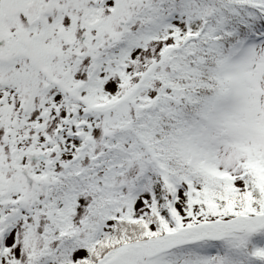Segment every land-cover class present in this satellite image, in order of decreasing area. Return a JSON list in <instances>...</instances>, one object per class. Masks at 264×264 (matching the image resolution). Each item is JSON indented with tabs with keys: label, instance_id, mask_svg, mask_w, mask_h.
Here are the masks:
<instances>
[{
	"label": "snow or ice",
	"instance_id": "obj_1",
	"mask_svg": "<svg viewBox=\"0 0 264 264\" xmlns=\"http://www.w3.org/2000/svg\"><path fill=\"white\" fill-rule=\"evenodd\" d=\"M0 264H264V0H0Z\"/></svg>",
	"mask_w": 264,
	"mask_h": 264
}]
</instances>
